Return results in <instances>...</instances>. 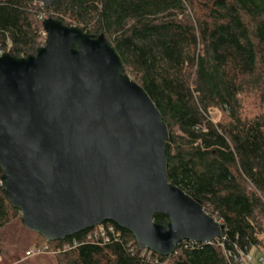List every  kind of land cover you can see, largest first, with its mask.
<instances>
[{
	"label": "trees",
	"instance_id": "trees-1",
	"mask_svg": "<svg viewBox=\"0 0 264 264\" xmlns=\"http://www.w3.org/2000/svg\"><path fill=\"white\" fill-rule=\"evenodd\" d=\"M53 18L104 35L168 125L169 181L225 228L211 244L185 241L169 257L87 230L49 242L22 224L0 168V264H240L264 254V0H0V53L36 55ZM168 218L155 216L165 225ZM36 249L42 253L27 257Z\"/></svg>",
	"mask_w": 264,
	"mask_h": 264
},
{
	"label": "water",
	"instance_id": "water-1",
	"mask_svg": "<svg viewBox=\"0 0 264 264\" xmlns=\"http://www.w3.org/2000/svg\"><path fill=\"white\" fill-rule=\"evenodd\" d=\"M43 28L36 55L0 56L1 183L23 226L58 242L114 223L162 257L223 238L224 226L169 181L168 125L105 36L53 18Z\"/></svg>",
	"mask_w": 264,
	"mask_h": 264
},
{
	"label": "built area",
	"instance_id": "built-area-1",
	"mask_svg": "<svg viewBox=\"0 0 264 264\" xmlns=\"http://www.w3.org/2000/svg\"><path fill=\"white\" fill-rule=\"evenodd\" d=\"M3 53H0V56H2ZM97 239V240H103V242L105 243H109L110 240L112 238H119V233L116 232V230L114 229V227L112 226H98L97 229L90 235L87 236V239L89 241H92ZM42 252L36 249H32L30 251L27 252V257H34L37 256L39 254H41ZM253 254H249V253H243V252H239V255L236 256L235 261L240 263V264H264V254L258 256V257H254L252 256Z\"/></svg>",
	"mask_w": 264,
	"mask_h": 264
},
{
	"label": "rangeland",
	"instance_id": "rangeland-1",
	"mask_svg": "<svg viewBox=\"0 0 264 264\" xmlns=\"http://www.w3.org/2000/svg\"><path fill=\"white\" fill-rule=\"evenodd\" d=\"M253 256V255H252ZM0 260H1V258H0Z\"/></svg>",
	"mask_w": 264,
	"mask_h": 264
}]
</instances>
